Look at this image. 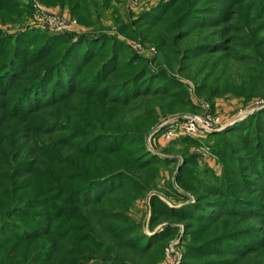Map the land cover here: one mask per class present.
<instances>
[{"label":"trees","instance_id":"trees-1","mask_svg":"<svg viewBox=\"0 0 264 264\" xmlns=\"http://www.w3.org/2000/svg\"><path fill=\"white\" fill-rule=\"evenodd\" d=\"M20 12L0 0L3 21ZM133 23L142 30L118 29L155 45L157 67L102 31L0 34V264H154L177 223L180 264H264V108L206 135L220 176L193 174L197 155L185 158L176 181L193 200L173 187L179 207L151 197L148 228L161 230L148 235L127 215L170 161L147 149L156 109L198 111L176 65L210 100L236 84L238 44L247 53L233 58L250 65L237 75L257 87L244 94L264 96V0H163Z\"/></svg>","mask_w":264,"mask_h":264},{"label":"rangeland","instance_id":"rangeland-1","mask_svg":"<svg viewBox=\"0 0 264 264\" xmlns=\"http://www.w3.org/2000/svg\"><path fill=\"white\" fill-rule=\"evenodd\" d=\"M19 16L14 20L3 21L0 18V34L12 35L17 31L36 27L35 18L43 15L57 16L60 20H66L70 23V27L62 32L72 34H83L88 32H106L108 34L116 35L126 46L138 55L153 60L152 65L157 67V63L162 62V58L158 48L145 42L138 35H125L118 29L120 25H133L137 31L142 30V26L138 28L136 19L145 11L150 10L163 0H18ZM168 1V0H165ZM27 9V10H25ZM76 9V12L73 11ZM78 9V10H77ZM80 15V17L77 14ZM82 15V16H81ZM84 18L92 23L81 22L80 19ZM36 28H39L38 26ZM42 29V28H39ZM43 30V29H42ZM210 32V31H207ZM206 32V33H207ZM264 36V31H261ZM236 44L235 51L231 52V58L228 65L231 78L235 80L234 85H225L221 88L218 94L213 95L210 100H207L206 94L200 97L195 90V84L191 79H188L184 72L176 65L173 69L174 75L186 84L188 93L192 103L197 106V112L177 111L174 113H162L158 108L157 122L150 129L145 137L147 149L157 155L161 160H170L164 167L159 166L158 175L155 179L156 186L149 189L142 197L135 200L134 205L127 210V215L136 221L143 224L145 232L148 235L154 234L155 231L161 230L166 222L158 223L153 230L148 228V223L151 218V197L154 195L159 196L165 203L170 206L179 207L182 203L171 187L180 190L182 193L188 194L193 200L189 192H183L176 181V176L180 171L181 166L184 164L185 158L190 155H197L196 161H192V165L188 167L193 174L199 177L204 176V173H212L215 176H220L223 171V164L221 160L215 155L212 150L207 146L209 139L205 136L201 137L202 144H181L178 142L180 138L171 141L176 143L171 145V141H165L160 138L161 133L165 130V123L173 118L185 114L200 115L210 114L216 115L221 118L227 127H231L236 123L243 121L247 116L254 111L264 108V96L254 94L247 98L244 93H250L254 88H249L243 85L242 78L238 74L243 75L247 72L250 62L235 60L234 56H245L247 50H243ZM242 54V55H241ZM156 58V62L154 59ZM196 63V62H195ZM196 64H192V70ZM195 66V67H194ZM183 69V68H182ZM180 71V72H179ZM196 82V81H195ZM263 89V88H262ZM256 91V90H255ZM254 91V92H255ZM199 96V97H198ZM207 105V106H206ZM223 128V129H225ZM222 129V130H223ZM157 130V131H156ZM155 131V133L153 132ZM216 130L212 132H219ZM210 132V133H212ZM209 133V134H210ZM208 142L207 144H203ZM171 142V143H170ZM209 145V144H208ZM170 147V148H169ZM193 169L195 173L193 172ZM202 173V174H201ZM187 202V201H186ZM178 231L176 235L171 238L169 243L164 247V255L161 260L154 264H180L183 255L186 251L181 238L185 232V226L177 223ZM261 256H255L254 261L257 262ZM259 262V261H258Z\"/></svg>","mask_w":264,"mask_h":264},{"label":"built area","instance_id":"built-area-1","mask_svg":"<svg viewBox=\"0 0 264 264\" xmlns=\"http://www.w3.org/2000/svg\"><path fill=\"white\" fill-rule=\"evenodd\" d=\"M34 23L36 27L44 28L52 33H60L70 27V23L68 24L66 20H60L59 17L51 15L37 16ZM227 124L216 115L203 114L200 116L185 114L165 123V130L161 133L160 138L165 141H171L184 136L201 138L212 131L222 130ZM153 132L155 133V131Z\"/></svg>","mask_w":264,"mask_h":264}]
</instances>
